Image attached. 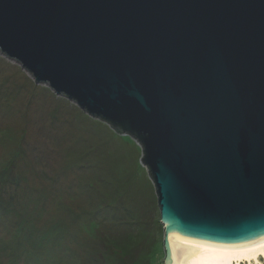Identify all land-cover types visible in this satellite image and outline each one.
Returning a JSON list of instances; mask_svg holds the SVG:
<instances>
[{"label":"water","instance_id":"1","mask_svg":"<svg viewBox=\"0 0 264 264\" xmlns=\"http://www.w3.org/2000/svg\"><path fill=\"white\" fill-rule=\"evenodd\" d=\"M0 53L140 144L164 264H264V0H0Z\"/></svg>","mask_w":264,"mask_h":264},{"label":"rangeland","instance_id":"2","mask_svg":"<svg viewBox=\"0 0 264 264\" xmlns=\"http://www.w3.org/2000/svg\"><path fill=\"white\" fill-rule=\"evenodd\" d=\"M142 157L0 53V264H164Z\"/></svg>","mask_w":264,"mask_h":264},{"label":"snow or ice","instance_id":"3","mask_svg":"<svg viewBox=\"0 0 264 264\" xmlns=\"http://www.w3.org/2000/svg\"><path fill=\"white\" fill-rule=\"evenodd\" d=\"M206 254L200 259L199 264H231L232 249L205 245Z\"/></svg>","mask_w":264,"mask_h":264},{"label":"trees","instance_id":"4","mask_svg":"<svg viewBox=\"0 0 264 264\" xmlns=\"http://www.w3.org/2000/svg\"><path fill=\"white\" fill-rule=\"evenodd\" d=\"M102 121V120H101ZM97 223H95V221H92V224H91V227H90V229L89 230H97V225H96Z\"/></svg>","mask_w":264,"mask_h":264}]
</instances>
